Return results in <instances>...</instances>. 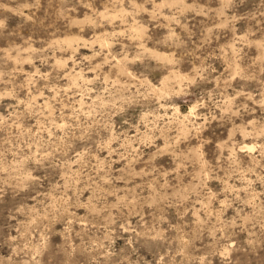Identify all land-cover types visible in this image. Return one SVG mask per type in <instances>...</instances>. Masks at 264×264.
<instances>
[{
  "label": "rangeland",
  "instance_id": "obj_1",
  "mask_svg": "<svg viewBox=\"0 0 264 264\" xmlns=\"http://www.w3.org/2000/svg\"><path fill=\"white\" fill-rule=\"evenodd\" d=\"M0 264H264V0H0Z\"/></svg>",
  "mask_w": 264,
  "mask_h": 264
}]
</instances>
